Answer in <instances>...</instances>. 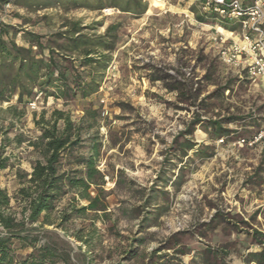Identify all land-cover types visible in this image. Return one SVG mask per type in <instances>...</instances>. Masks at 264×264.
I'll return each instance as SVG.
<instances>
[{"label": "rangeland", "instance_id": "374dc122", "mask_svg": "<svg viewBox=\"0 0 264 264\" xmlns=\"http://www.w3.org/2000/svg\"><path fill=\"white\" fill-rule=\"evenodd\" d=\"M16 1L0 2V23L11 31L45 34L80 21L85 33L100 35L119 25L112 60L91 98L103 109L99 129L90 133L101 143L98 167L106 183L100 196L107 209L79 211L87 201L69 193L51 214L56 224H35L36 232L47 229L66 240L74 264H147L161 256L175 264H204L203 245L226 244L225 264H243L248 252L260 248L252 232L264 234V138L253 146L239 142L254 139L264 127V92L261 80L247 79L242 64L223 61L228 42L217 37L221 26L198 21L204 9L195 0H142L148 5L143 14L65 0H45L36 11ZM110 8L113 13L106 12ZM22 35L15 36L17 43ZM181 82L188 94L170 90ZM196 90L195 102L183 100ZM37 97L34 108L10 110L15 98L0 102V128H9L12 161L1 172L0 187L12 196L16 212L19 176L30 174L39 157L29 144L40 134L35 120L42 112L48 119L54 109L70 112L74 120L83 113L80 99L64 104L41 93ZM198 113L224 119V132L198 125L185 136L194 147L182 157L183 146L174 139ZM234 116L240 119L228 120ZM79 151L87 154L88 148Z\"/></svg>", "mask_w": 264, "mask_h": 264}, {"label": "trees", "instance_id": "16d2710c", "mask_svg": "<svg viewBox=\"0 0 264 264\" xmlns=\"http://www.w3.org/2000/svg\"><path fill=\"white\" fill-rule=\"evenodd\" d=\"M7 1L12 0H0L1 3ZM242 1L248 4L254 0ZM44 3L45 0L16 1L17 5L36 11L43 8ZM64 4L95 9L109 5L135 14H143L148 9L142 0H65ZM197 19L203 23L218 24L228 31L239 28L237 22L211 11L198 13ZM63 26L67 29L43 34L14 28L11 31L10 25L0 23V102H10L15 98V105L9 109H16L17 106L26 109L39 93L45 98L51 96L63 100L64 104L77 99L83 101V113L78 120L61 109H54L48 119L42 112L35 120L40 134L29 144L39 157L32 164L30 174L19 176L21 187L14 198L21 208L20 212L14 211L12 196L0 187V264H74L72 249L66 240L47 229L36 230L56 224L50 219L51 214L58 201L69 193L73 194V200L87 201L79 211L97 213L105 211L108 206L100 196L106 183L105 174L98 167L101 143L90 133L93 128L99 129L103 109L91 98L100 90L112 60L111 53L119 39V25H109L100 35L85 33L80 21H71ZM18 32L23 33L21 44L14 39ZM179 84L169 87L170 90H179L181 95L188 94L187 83ZM198 94L196 90L183 100L195 102ZM238 119L234 116L228 120ZM223 120L203 119L198 113L187 124L185 131L175 137L173 144L179 142L183 146L182 157H186L194 143L185 136L192 135L196 127L203 124L206 131L212 127L217 135H221L224 132ZM8 133L9 128H0V175L12 166ZM84 146L88 148L87 154L79 151ZM66 216L65 220L70 219V215ZM35 224H39V228ZM50 232L56 238L49 236ZM252 234L260 248L248 252L243 264H264V234L256 230ZM226 245H203L201 255L204 264H225L222 256ZM86 264L92 263L87 261ZM147 264L175 263L169 256H161Z\"/></svg>", "mask_w": 264, "mask_h": 264}, {"label": "built area", "instance_id": "2783aa9c", "mask_svg": "<svg viewBox=\"0 0 264 264\" xmlns=\"http://www.w3.org/2000/svg\"><path fill=\"white\" fill-rule=\"evenodd\" d=\"M201 3L204 11L216 13L219 17L235 21L239 28L224 31L216 28L217 37L228 46L222 51V59L232 66L242 64L247 79L257 83L264 79V0H254L245 4L242 0H195ZM10 7V3L6 5ZM38 97H36L37 99ZM36 99L30 106H36ZM264 138V127L252 140L241 139L239 144L253 146Z\"/></svg>", "mask_w": 264, "mask_h": 264}, {"label": "crops", "instance_id": "0c3cea01", "mask_svg": "<svg viewBox=\"0 0 264 264\" xmlns=\"http://www.w3.org/2000/svg\"><path fill=\"white\" fill-rule=\"evenodd\" d=\"M260 90L264 92V79L260 81ZM239 146H244V144H239Z\"/></svg>", "mask_w": 264, "mask_h": 264}, {"label": "bare ground", "instance_id": "6f19581e", "mask_svg": "<svg viewBox=\"0 0 264 264\" xmlns=\"http://www.w3.org/2000/svg\"><path fill=\"white\" fill-rule=\"evenodd\" d=\"M108 13H113L114 12V8H110V9H107ZM219 31H224V29L222 27H218Z\"/></svg>", "mask_w": 264, "mask_h": 264}]
</instances>
